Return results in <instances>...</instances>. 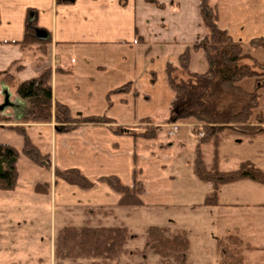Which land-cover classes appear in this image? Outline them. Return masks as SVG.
<instances>
[{"label":"crops","instance_id":"0c3cea01","mask_svg":"<svg viewBox=\"0 0 264 264\" xmlns=\"http://www.w3.org/2000/svg\"><path fill=\"white\" fill-rule=\"evenodd\" d=\"M211 2L218 9L219 29L242 44L245 55L264 65L263 49L255 43L264 38V0ZM200 4L201 0H0V73L14 64L22 66L13 72L12 79L0 78L2 92H9L14 86L11 90L18 100L17 83L49 70L54 108L56 104L68 107L76 120L106 118L111 122L75 123L69 129L63 125L60 128L54 120L18 124L30 131L41 153L49 155L51 169L41 168L38 176L42 181L29 185L31 189L18 186L14 196L22 194V198L11 202L14 210H30L32 224L39 227L49 217L58 233L74 223L99 227L91 225L87 216L100 215L105 224L112 221L114 227L134 232L138 223L133 216L142 212L167 215L163 221L166 225L157 219L151 226L170 229L180 218L211 208L205 206V201L212 186L194 173L198 143L195 124L178 123L179 133L171 135L174 124L167 121L176 97L169 85L168 67L177 69L174 74H179L181 57L190 52L189 72L204 75L209 71L206 52L194 49L207 35ZM29 20L48 35L46 40L37 38L46 42L45 46L22 48ZM251 81L254 86L248 92L256 85L255 80ZM10 96L4 99L0 112L12 108L15 120L20 121L21 106L14 104ZM151 127L158 129L155 139L132 135L133 131ZM115 128L126 132L117 134ZM225 136L223 141L228 142L235 134ZM263 138L264 134L244 136L243 141L254 144ZM229 160L223 159L220 151L223 172L234 171L223 168L222 163ZM245 161L255 164L253 160ZM206 163L211 165L212 159ZM72 169L79 170L95 188L84 191L56 179L55 170ZM110 177L126 186H132L135 180L141 182L145 189L144 206L138 210L120 207V196L107 183L100 182ZM246 182L254 185L249 189L254 195L259 193L255 187L262 185L249 181L222 188ZM44 184L49 185L48 193L36 192V186ZM29 189L30 196H23ZM246 206L253 211L252 218H256L255 212L261 214L256 222L252 221L249 233L257 238L264 233V200ZM213 208L219 210L218 216L220 212L242 210L238 203L222 202L221 196L220 205ZM243 230L234 221L225 232L240 237ZM55 238L56 235L51 247L53 261ZM37 239L43 242L42 237Z\"/></svg>","mask_w":264,"mask_h":264},{"label":"trees","instance_id":"16d2710c","mask_svg":"<svg viewBox=\"0 0 264 264\" xmlns=\"http://www.w3.org/2000/svg\"><path fill=\"white\" fill-rule=\"evenodd\" d=\"M200 8L207 35L202 42L194 45V49L206 52L209 71L204 75L191 74L188 66L190 52H186L180 60V69L188 75V80H178L174 76L177 69L168 67L169 85L176 97L167 121L169 124L195 123V134L202 136L195 147L194 173L200 181L212 186V193L206 198L205 206L218 207L223 186L243 181L264 186V171L251 161L242 162L234 171L223 172L220 169V144L224 134L235 132L249 137L264 134V120L261 113H258L264 89V73L261 80L252 67L242 63L244 59L252 58L245 55L242 44L234 42L227 32L219 29L217 6L211 0H201ZM36 30L35 21L29 20L22 48L46 45V42L37 39ZM255 43L264 50V38ZM253 62L264 71V65ZM21 68L22 66L14 64L1 72L0 78L12 79L13 72ZM50 78V71L46 70L34 79L15 85L19 99L32 108L31 120L24 119L27 123H50L53 120L64 126L75 123H111L106 118L76 120L68 107L56 104L54 108ZM249 79L256 82L251 92L242 86ZM12 130L22 138L23 147L18 151L10 144L0 142V190L7 192L16 191L20 185L18 165L22 156L39 167L51 169L49 155L41 153L34 144L30 131L26 127ZM157 131V128L151 127L140 132L133 131L132 135L152 140L156 138ZM114 132L123 134L126 131L115 128ZM209 145L213 147L211 165L206 163L203 150ZM55 177L84 191L95 188V184L76 169L55 170ZM100 182L107 183L120 196V207L138 210L144 206L142 196L145 189L138 180L132 186L124 185L116 177L104 178ZM35 189L38 193L47 194L49 185H37ZM132 238L130 230L125 227H92L88 224L82 227L66 226L56 235L54 256L57 264L79 259L108 263L120 258ZM218 247L221 264H245L241 248L252 249L237 234H228L226 238L218 240ZM144 250L158 256L160 264H187L190 241L185 232L150 226L146 232Z\"/></svg>","mask_w":264,"mask_h":264},{"label":"rangeland","instance_id":"374dc122","mask_svg":"<svg viewBox=\"0 0 264 264\" xmlns=\"http://www.w3.org/2000/svg\"><path fill=\"white\" fill-rule=\"evenodd\" d=\"M262 51L261 54H264V50ZM259 59L261 58L259 57L257 60ZM253 61L255 60L247 58L244 59L242 63L252 67V69L257 72V75H260L261 79V75L264 71L261 66H258V64L255 65ZM260 61L261 60H259L258 63H260ZM178 71H180L179 74H174L178 80H188L189 77L183 70ZM242 86L249 91V89L254 86V83L249 79L245 80ZM11 88H14V86ZM11 88L9 92H2L3 90L0 87V107L4 103V99L11 95L10 99L12 102L16 105L20 104V110L23 116L21 115L20 121H16V115H14L12 108L0 112V142L10 144L18 151H21L23 140L12 129L23 127V125L18 124L27 123L25 121L26 119L31 120L32 108L19 98L16 100L13 97L15 92L13 89L11 90ZM14 109L17 110L16 107H14ZM258 110H260L259 113L262 112L264 120V89L261 92ZM53 112H55V109H53ZM57 125L60 128L64 127V125L63 127H61L62 125L60 124ZM64 128L69 129L71 127L69 125ZM233 133L235 137H231L228 142L226 140L223 141L225 138H222L223 143L220 144V151L223 159L230 158L228 162L222 163L223 168L227 170L238 169L241 161L248 159L253 160L255 165L264 171V138L260 139L263 141H253L254 144H251L246 140L243 141L245 135ZM227 134H224L223 137H226L225 135ZM194 135L197 141H199L201 136H198L195 132ZM212 148L213 147L209 145L203 149L205 159L208 163L209 160L211 161L212 159ZM261 153L263 154L261 155ZM41 168L44 167H38L22 156L18 165L20 188H30L32 183L42 181V178L38 176ZM253 187L254 185L246 182L243 185L235 187L221 188L220 196L222 202L227 203L230 201L232 203H238L241 206V211H232L227 214H222V212H220L218 216L219 210L211 207L206 211H199L196 214H191L190 217L186 216L183 219L180 218L178 222H175L177 223L174 224L175 226L170 225L171 230L182 232L184 231L183 229H185L188 233L190 251L188 253L187 264H221L222 260L218 247V240L228 236V234L226 235L225 229L228 228L230 224H233L234 221L239 223L244 229L243 232L240 233L241 239L245 244H250L252 248H255L254 250H247L245 247L241 248L245 258V264H264V233L260 234L257 238L249 234L252 221L256 222L259 218L258 216H261V214L255 212L254 215H256L255 217L257 220L256 218H252L251 213L253 211H250L249 207L246 206V203H251L255 200H264V186L255 187L259 190V193L255 195L249 190ZM30 189L23 192V196L24 194L30 196ZM14 192L15 191L7 192L0 190V264H57L55 256L54 261L51 258L52 241L55 235H57V228H54L51 223L52 221H50L47 216L44 218V224L39 227L36 223L32 224L30 210L29 212L14 210L11 207V202L18 198H22V194H20L21 197L14 196ZM23 215H25L24 218H22ZM166 216L167 215H145L144 212L135 214L133 218L137 221L138 228L135 229L134 232L130 231L133 238L126 245L124 253L116 261L104 263L101 260L79 259L74 262H64L63 264H160L159 257L151 251H145L144 247L147 228L159 219H161L162 225H166L167 222H163ZM87 218L92 222L91 225L93 226L101 225L100 227H114L113 224H111L112 221L105 224L103 215H100V217L94 216L93 218L92 216H87ZM260 219L263 221L262 218ZM98 221H100V223H98ZM263 224L264 223H262V225ZM73 225L76 226L78 224L74 223ZM82 226L83 225L76 227ZM38 236L43 238V242H39L37 238L40 237Z\"/></svg>","mask_w":264,"mask_h":264},{"label":"water","instance_id":"95a60500","mask_svg":"<svg viewBox=\"0 0 264 264\" xmlns=\"http://www.w3.org/2000/svg\"><path fill=\"white\" fill-rule=\"evenodd\" d=\"M64 1H67V0H64ZM36 37L39 40H46L48 38V35L46 34V32L42 30H36Z\"/></svg>","mask_w":264,"mask_h":264},{"label":"built area","instance_id":"2783aa9c","mask_svg":"<svg viewBox=\"0 0 264 264\" xmlns=\"http://www.w3.org/2000/svg\"><path fill=\"white\" fill-rule=\"evenodd\" d=\"M178 130H179L178 125L174 124V125H173V130H172V132H171L170 134H171V135L176 134V133L178 132ZM201 136H202V135H201Z\"/></svg>","mask_w":264,"mask_h":264}]
</instances>
